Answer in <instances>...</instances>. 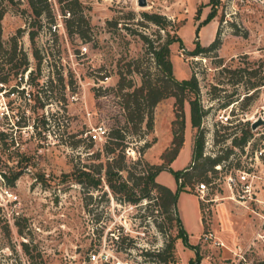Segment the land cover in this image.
Returning <instances> with one entry per match:
<instances>
[{
  "label": "rangeland",
  "instance_id": "1",
  "mask_svg": "<svg viewBox=\"0 0 264 264\" xmlns=\"http://www.w3.org/2000/svg\"><path fill=\"white\" fill-rule=\"evenodd\" d=\"M146 1L49 0V8L43 0H0L4 45L16 36L29 60L22 74H14L16 68L0 58V264H76L89 250L103 247H113L132 264H188L195 252L176 235V217L188 242L198 246L203 264L264 262V224L256 215L226 197L230 192L223 185L209 190L208 195L219 198L200 200L196 183L200 170L210 167L200 165L208 157L201 154L188 180L179 178L181 190L171 211L158 206L154 189L138 197L150 184L146 169L163 161L171 142L175 97L158 101L153 128L141 135L133 132L131 122L126 124L123 108V93L142 82L137 65L151 78L161 76L143 35L157 45L167 34H177L179 39L169 45L174 76H196L211 121L217 109L232 103L233 123L220 127V139L247 134L246 118L264 108V83L248 87L250 80L264 76V0ZM63 3L73 11L71 30ZM36 7L41 8L38 15ZM143 11L160 14L165 27ZM53 22L59 23L55 29ZM30 30H39L34 42ZM216 36L214 48L191 53ZM120 73L126 83L122 89ZM184 112L188 125L174 168L191 163L196 128L188 120L186 100ZM112 128L128 138L115 152L107 150ZM146 140L150 146L143 145ZM16 172L14 184H8ZM123 180L133 188H124ZM158 181L175 185L168 170L160 172ZM208 230L214 236L204 239Z\"/></svg>",
  "mask_w": 264,
  "mask_h": 264
},
{
  "label": "trees",
  "instance_id": "2",
  "mask_svg": "<svg viewBox=\"0 0 264 264\" xmlns=\"http://www.w3.org/2000/svg\"><path fill=\"white\" fill-rule=\"evenodd\" d=\"M45 4L50 8L49 0H43ZM59 3H62V0H58ZM73 2L79 4L78 0H72ZM216 3V1H214ZM33 4V2H32ZM61 11L65 15L64 21L67 28H71L72 21L74 20L73 11L70 9L69 6L61 4ZM35 13L38 15L41 13V8L35 9ZM4 14V8L0 6V20ZM67 14V15H66ZM214 14L213 11L209 14L212 16ZM143 15L157 23L160 24L162 28L165 27L163 20L161 19L162 16L155 12H147L143 11ZM51 20H54L52 17ZM71 30V29H70ZM39 30H30L29 37L31 41H35L36 35L38 34ZM143 37L147 40L149 45V52L151 53L155 66L157 67L158 71L161 73V76L157 78H151L150 75H146V73L142 72L138 69V65L135 68V71L140 73L142 77V82L140 85L133 86V84L128 83L132 89L130 91L124 92V105L123 108L125 110V120L126 124H132L133 132L138 133L139 135L143 134L146 131H150L153 128V109L154 106L160 101L162 98L173 95L175 97L174 101V118L171 120V132L172 138L169 146H167L163 152L162 157L163 161L159 164H152L149 166V169H146V182L150 184L144 186L141 189V192L138 197H147L150 196V192L152 189L156 191V194L153 196L158 206L162 208L163 211H171L176 206L178 193L181 190L180 187H176L172 190L170 187L161 183L155 179L157 173L161 170H168L170 171L176 183L178 182L179 178H183L185 181L188 180L189 176V168L193 167L194 165L199 164V159L201 158L202 146H203V129L201 127L202 117L205 114L206 110L202 107L201 99H200V91L197 78L194 74H192L188 78L178 79L174 76L172 71V62L170 60V47L169 45L178 40L179 37L177 34L169 35L162 42H159L157 45H154L151 39L147 36L143 35ZM219 42V38L216 36L208 45L202 46L199 45L195 48V50L191 51L193 54H197L199 52L210 50L214 48ZM34 56L37 59L36 66L40 65L41 54L36 49L34 52ZM0 58L5 62H10L12 68H16L13 72L14 74L23 73L29 66V60L27 57L26 52L19 46L18 40L16 36H11L7 45H4V41L1 37V22H0ZM13 60L17 61L13 63ZM260 66V64L258 65ZM33 69L29 70L31 74ZM256 70L253 71V75H256ZM20 74V77H21ZM107 75V74H106ZM124 76L120 73L119 80L117 82L119 89H122L126 83L123 82ZM260 80H250L248 87L254 88L258 84L264 83V76L259 78ZM5 80V78H3ZM2 81V80H1ZM187 101L189 104V114H190V122L191 125L196 128L194 134V142L192 147L191 153V163L189 166L180 169H173L170 166L171 161L176 157L178 154L183 142H184V128H185V112H184V101ZM145 125V129L143 128ZM109 134L112 139V145L107 148L109 152H115L118 144H123V146L128 142L127 135L121 131L120 128H112L109 131ZM246 137V132L242 134L241 140ZM150 141H144V146H150ZM221 159L220 156L217 157H208L204 159L200 163L203 165L204 163H208L210 165L207 169H213V164L218 162ZM119 169H124L125 166L120 165L118 166ZM207 169H201L200 175H202L201 179H204L205 172ZM106 173L111 172V168L108 167L105 170ZM19 172H16L12 175L11 178L7 179L8 184H14L15 179L17 178ZM200 179V180H201ZM94 183H98L95 181ZM108 184L114 191H118L116 185L110 178H108ZM121 185L126 188L127 190L132 189V185L128 184L127 181L123 180ZM136 199V198H135ZM176 226H177V236L182 238V241L187 246L191 247L195 251L194 258L188 261V264H197L200 262L201 254L199 252V248L196 245H191L188 242L187 232L185 231L181 219L179 217L175 218ZM261 264H264L262 262Z\"/></svg>",
  "mask_w": 264,
  "mask_h": 264
},
{
  "label": "built area",
  "instance_id": "3",
  "mask_svg": "<svg viewBox=\"0 0 264 264\" xmlns=\"http://www.w3.org/2000/svg\"><path fill=\"white\" fill-rule=\"evenodd\" d=\"M55 29L59 23L53 22ZM207 107V106H205ZM205 109V108H204ZM232 103L217 109L216 118L211 121V116L206 110L202 117L201 127L203 134V157H217L221 159L213 164V169H207L205 178L196 183L198 196L202 202H209L219 198L208 195L209 190L216 185H223L229 190L226 195L245 211L256 215L261 226L264 224V123L251 127V122L257 118L264 119L262 112H255L248 119V132L241 140V135L231 133L226 137L219 136L220 127L232 125ZM104 131L102 127L98 128ZM221 133V132H220ZM99 131L91 133L93 139L97 138ZM16 198V196H14ZM214 236L212 231H203L202 237L208 239ZM214 242L224 245V242L215 238ZM76 264H132L130 258L120 257L113 247H103L99 250H89L86 257ZM10 264H18L10 263ZM22 264H25L22 262Z\"/></svg>",
  "mask_w": 264,
  "mask_h": 264
},
{
  "label": "crops",
  "instance_id": "4",
  "mask_svg": "<svg viewBox=\"0 0 264 264\" xmlns=\"http://www.w3.org/2000/svg\"><path fill=\"white\" fill-rule=\"evenodd\" d=\"M187 117H188V120H189V122H190L189 114H188ZM185 122H186L185 124H186V127H187V125H188V124H187V119H185ZM190 125H191V122H190ZM171 138H172V137H171ZM179 151H180V150H179ZM178 153H179V152H178ZM176 156H177V155H176ZM175 158H176V157H175ZM175 158H174V159H175ZM174 159H173V160H174ZM173 160L171 161L170 166H171L173 169H180V168H174V167H173V162H174ZM161 171H164V170H161ZM161 171H160V172H161ZM160 172L157 173V175L155 176V178H156L157 181H158V176H159ZM174 180H175V178H174ZM159 182H160V181H159ZM161 183H162V182H161ZM165 185H167V184H165ZM176 185H177V183H176V180H175V185H174V186H171V185H167V186L170 187L172 190H174V189L176 188ZM198 202H199V201H198ZM198 211H199V216H198L199 218H198V221H199V223H200V226H202L203 223H202V216H201L200 206H199ZM192 250H193V249H192ZM193 252H195V251L193 250ZM194 255H195V254H194ZM203 262H204V260H203V258H201V259H200V262L197 263V264H203Z\"/></svg>",
  "mask_w": 264,
  "mask_h": 264
},
{
  "label": "water",
  "instance_id": "5",
  "mask_svg": "<svg viewBox=\"0 0 264 264\" xmlns=\"http://www.w3.org/2000/svg\"><path fill=\"white\" fill-rule=\"evenodd\" d=\"M139 5H146L147 1L146 0H137ZM260 123H264V119L263 118H257L256 120H253L251 122V126L255 127L256 125L260 124Z\"/></svg>",
  "mask_w": 264,
  "mask_h": 264
}]
</instances>
